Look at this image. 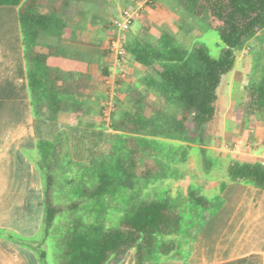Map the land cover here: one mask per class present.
Instances as JSON below:
<instances>
[{"label": "trees", "instance_id": "1", "mask_svg": "<svg viewBox=\"0 0 264 264\" xmlns=\"http://www.w3.org/2000/svg\"><path fill=\"white\" fill-rule=\"evenodd\" d=\"M81 1L59 0L46 7V0H0V4H19L30 101L38 130V166L44 174L42 227L28 243L43 261L46 251L41 243L48 238L54 240L57 264H119L128 250L134 251V264H158L163 256L179 250L175 237L182 228L183 216L170 196H150L144 191L150 181L167 177L169 168L154 155L152 142L135 136L149 133L156 126L143 114L142 107L148 106L160 117L165 125L159 129L160 134L183 136L199 144L203 162L209 168L211 163L203 145L212 135L222 77L234 68L236 50L264 28V0H184V9L221 39L223 47L218 57L200 46L188 49L164 28L156 44L140 37L123 42L126 54L150 67L142 77L143 83L160 93L173 111L165 112L138 89L128 92L136 107L113 123L115 130L134 135L126 139L124 153L108 154L101 145L93 148L82 165V173L73 179L77 195L93 202L92 221L76 215L81 201L55 203L58 143L40 135L41 119L58 121L67 111L84 118L89 113L84 101L95 94L94 75L84 69L86 60L81 51L39 42L42 35L63 38L70 32L69 37L75 36L66 17L82 13ZM86 1L100 6L106 2ZM235 115L250 120L264 116V70L257 81L247 86L246 98ZM227 174L230 181L264 189V163L231 160ZM125 179L132 182L131 188L123 184ZM223 187L224 183L221 190ZM187 197L203 209L216 206L193 187ZM115 201H122V213L117 224L107 226L105 214ZM64 212L73 215L65 224L64 220L59 223ZM206 217L204 214L203 220Z\"/></svg>", "mask_w": 264, "mask_h": 264}, {"label": "crops", "instance_id": "2", "mask_svg": "<svg viewBox=\"0 0 264 264\" xmlns=\"http://www.w3.org/2000/svg\"><path fill=\"white\" fill-rule=\"evenodd\" d=\"M182 2L151 0L141 11L160 31L164 28L175 33L184 21ZM125 56L146 71L147 66L129 54ZM233 69L222 77L212 135L203 145L212 150V157L223 170L195 182L202 195L216 206L205 209L207 217L191 241L178 242L179 249H188L186 257L179 252L168 254L158 264H264V189L230 181L227 174L231 160L264 163V116L258 115L252 123L234 115L236 109H231L230 100L237 78L233 74L235 66ZM224 79L230 81L228 87H223ZM241 132L247 137H238ZM37 139L19 4H0V264H42L38 252L28 243L38 235L43 218V182L29 157L36 150ZM119 264H134V251L128 250Z\"/></svg>", "mask_w": 264, "mask_h": 264}, {"label": "rangeland", "instance_id": "3", "mask_svg": "<svg viewBox=\"0 0 264 264\" xmlns=\"http://www.w3.org/2000/svg\"><path fill=\"white\" fill-rule=\"evenodd\" d=\"M57 1L59 0H46L45 6L47 7L50 3ZM183 2L181 6L184 9ZM131 5L127 0H106L101 6L82 0L79 3L82 13L79 16L68 15L66 17L69 25L74 28L73 32H76L75 36L69 37L70 32H67L68 34L63 38L47 35H42L39 38L41 43L58 44L81 51L86 60L84 69L94 75L96 90L92 98L84 101L89 109V113L84 118H78L72 112L67 111L60 115L58 121L40 120V135L47 139H55L58 143L56 145L57 160L54 167V201L59 205L81 201L76 215L88 221L95 219L91 210L93 202L77 195L73 179H77L78 175L82 173V165L86 162L93 148L101 145L107 149L108 154L111 152L118 155L124 153L126 139L134 135L115 130L113 123L119 117L121 118L125 112H130L136 107L128 92L131 89H138L150 99L155 100L165 112L173 111L160 93L143 83L142 77L144 74H148L150 67H147L146 71L141 70L135 62H128L126 56L114 58L109 50L110 38L115 35L112 23L119 16L120 9ZM183 16L184 21L174 33L176 40L188 49L200 46L206 49L211 56L218 57L223 47L218 34L185 9ZM133 23L131 29L122 34L123 42L135 37L146 39L152 44L158 42L160 28L150 22L143 11ZM104 70L107 72L105 73ZM263 70L264 29L249 38L236 50L233 74L237 79L233 84L230 100L232 110H237L238 105L245 100L247 86L251 82L257 81ZM223 81V87H228L230 81L228 83L225 82V79ZM142 110L147 118L156 123V126H153V131L149 133H141L135 136L152 142L154 155L164 161L166 165L168 164L169 168L167 177L150 181L144 186V191L150 196L167 195L173 199L183 216L182 228L175 239L178 242L181 240L191 241L190 239L202 222L206 211L187 197L188 190L193 187L198 191V194L202 195L200 188L195 184L196 180L198 181L201 176L209 177L220 173L223 169H221L220 162L212 157L210 148H206V157L211 164L209 168H206L199 144L186 140L183 136L170 137L160 134L159 129L165 128L160 117L146 105L142 107ZM254 122L256 120H252V123ZM240 124L243 127L242 121ZM242 133H238V137H247ZM29 157L30 163L40 172L44 187V174L38 166L39 154L37 149L30 152ZM123 184L128 188L133 186L129 179H125ZM32 198L33 195L31 194L30 202L33 205ZM123 206L122 201L113 203L111 209L105 214L104 222L107 226L117 224ZM32 210L30 209L31 218H33ZM72 215L64 212L59 216V223L64 220L65 224ZM41 246L46 251L42 263L57 264L55 259L57 249L54 240L48 238L47 241L41 243ZM187 251V248L182 247L174 254L179 252L182 257H186Z\"/></svg>", "mask_w": 264, "mask_h": 264}, {"label": "built area", "instance_id": "4", "mask_svg": "<svg viewBox=\"0 0 264 264\" xmlns=\"http://www.w3.org/2000/svg\"><path fill=\"white\" fill-rule=\"evenodd\" d=\"M150 2L151 0H135L131 6L124 7L120 11L119 16L114 19L112 27L115 35L110 38L109 42V50L114 58H122L126 55V51L123 47L122 34L130 29L141 10ZM246 147L250 148V144H246Z\"/></svg>", "mask_w": 264, "mask_h": 264}]
</instances>
